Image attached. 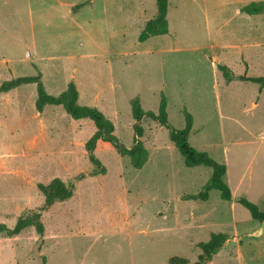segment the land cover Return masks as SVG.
Segmentation results:
<instances>
[{"label":"rangeland","instance_id":"obj_1","mask_svg":"<svg viewBox=\"0 0 264 264\" xmlns=\"http://www.w3.org/2000/svg\"><path fill=\"white\" fill-rule=\"evenodd\" d=\"M156 2L0 0V85L37 77L47 94L59 96L74 83L79 104L99 109L123 148L140 140L149 155L136 169L120 148L100 140L94 155L101 173L86 148L96 133L91 120H74L61 106L38 111L36 84L1 94L0 224L13 229L40 211L45 231L0 234V264H191L199 244L221 232L229 243L207 264H264V221L239 203L264 210V94L259 98L253 83L224 84L221 71L217 85L211 61L194 49L207 41L203 0H169L171 34L141 42ZM234 7H225L229 28L248 23ZM248 19L263 43L255 51L264 53V14ZM163 97L170 128L184 129L183 111L190 113L189 144L229 168L235 209L210 187L212 168L185 165L170 129L144 118L136 135L131 101L158 114ZM55 178L73 195L41 211L39 185ZM201 193L207 199L188 198Z\"/></svg>","mask_w":264,"mask_h":264},{"label":"trees","instance_id":"obj_2","mask_svg":"<svg viewBox=\"0 0 264 264\" xmlns=\"http://www.w3.org/2000/svg\"><path fill=\"white\" fill-rule=\"evenodd\" d=\"M93 0H88L91 2ZM157 13L156 16L150 19L142 33L139 40L141 42L148 40L151 37L166 35L169 32V23L167 20V13L169 7V0H157ZM248 15L264 14V1L253 2L242 9ZM219 70L224 73L226 80H232L231 72L225 67H219ZM242 80L258 83L261 87L264 86V77L259 78H242ZM24 84H36L38 99L36 102L38 111L50 106H61L68 115L74 120L88 119L91 120L95 127L96 133L87 143L86 148L89 152L90 160L97 167L101 173V162L95 157L94 150L98 141L103 140L114 144L118 149H121L123 155L128 156L131 160L132 166L136 169H141L148 161L149 155L147 149L144 147L143 142L137 140L134 147L126 149L121 146L114 135V124L105 117V115L97 108L81 106L79 104V92L74 83L68 85L67 89L59 96H52L45 92L41 80L37 77H21L14 80L6 81L0 85V95L8 93L17 87ZM132 115L136 121L134 129L138 137H142L143 129L140 123L144 118H149L161 126L171 130L170 139L175 144L181 155L185 159L187 167L193 166H206L213 169L212 177L210 180V187L220 192L221 198L224 201L230 202L232 200V193L229 186L225 182L226 166L219 164L212 160L204 152H200L189 144V136L193 128L194 119L190 113L183 111L185 117V128L182 130L171 129L168 124L167 102L163 97L159 104L158 114L154 112H146L143 110L141 103L138 99L131 101ZM39 190L45 198L44 207L42 210L52 207L56 203L64 202L70 199L73 195L71 187L67 186L61 179L55 178L49 184L39 185ZM189 199H207L205 194L191 195ZM239 203L244 206L251 214L254 220L264 221V210H260L256 205L246 199H240ZM41 213L32 212L25 216L20 217L13 229H9L6 225L0 224V234L7 237L19 235L26 229L34 228L40 235L44 234L45 228L41 220ZM229 239L228 235L219 233L212 234L211 238L206 243H200L199 248L202 253L199 255L198 261L191 264H207L211 262L212 258L219 253L223 248L226 241ZM171 264H190L183 259H171Z\"/></svg>","mask_w":264,"mask_h":264},{"label":"crops","instance_id":"obj_3","mask_svg":"<svg viewBox=\"0 0 264 264\" xmlns=\"http://www.w3.org/2000/svg\"><path fill=\"white\" fill-rule=\"evenodd\" d=\"M260 1L264 0H203L204 4L202 5V10L204 13H206L205 33L207 41L205 46H196L194 48L198 52L203 51V53L199 54L211 61V68L216 73L217 85H219V67H225L231 72L233 77L229 82L226 80V78H224V84L230 86L232 83L237 81H239L241 84L253 83L259 86L257 90L259 98L264 94V86L261 87L258 83L242 80V78L263 77L255 76L250 73L256 72L258 75H260V73L264 71V53H257L255 51L256 49H259L263 46L262 39L260 38L261 36L256 35V33L259 31V28L256 23L250 24V19H248L252 16L258 15H248L243 12L242 9L253 2ZM229 5H232L233 7L235 6L233 8L234 16L240 17L242 20L248 23H242L237 26V28H229V19L227 18L228 14L225 11V7ZM169 34H171L170 23L169 32L166 34V36ZM236 67H239L241 70L235 71L234 69H236ZM257 105L258 103H252L251 107L256 108ZM252 144L253 143L251 141L247 143V145ZM229 172V168L226 166L225 179L228 178ZM241 187L242 182L239 181L236 188L239 189ZM231 193L232 200L230 202H232V208L235 209L233 203L235 200L234 193L233 191H231ZM259 230L262 231V228ZM228 243L229 239L226 241L224 246Z\"/></svg>","mask_w":264,"mask_h":264}]
</instances>
